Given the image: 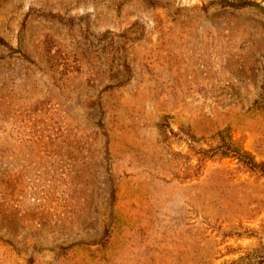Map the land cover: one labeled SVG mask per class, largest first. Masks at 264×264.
I'll use <instances>...</instances> for the list:
<instances>
[{
    "label": "rangeland",
    "instance_id": "obj_1",
    "mask_svg": "<svg viewBox=\"0 0 264 264\" xmlns=\"http://www.w3.org/2000/svg\"><path fill=\"white\" fill-rule=\"evenodd\" d=\"M223 133L264 162V0H0V264L262 262Z\"/></svg>",
    "mask_w": 264,
    "mask_h": 264
},
{
    "label": "trees",
    "instance_id": "obj_2",
    "mask_svg": "<svg viewBox=\"0 0 264 264\" xmlns=\"http://www.w3.org/2000/svg\"><path fill=\"white\" fill-rule=\"evenodd\" d=\"M218 138L220 143L216 148L211 151L201 152L203 162L214 158H217L219 162L232 159L237 163L238 170L264 177V162H258L256 158L242 146L235 145L226 133L218 135ZM238 237H240V235H238ZM259 239L261 240V238ZM249 256L250 255L246 258L250 261ZM258 264H264V260L262 262L259 261Z\"/></svg>",
    "mask_w": 264,
    "mask_h": 264
}]
</instances>
